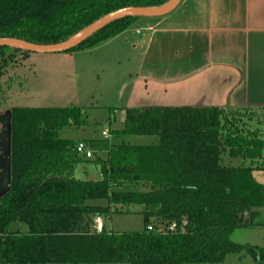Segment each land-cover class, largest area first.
<instances>
[{
  "label": "trees",
  "instance_id": "trees-1",
  "mask_svg": "<svg viewBox=\"0 0 264 264\" xmlns=\"http://www.w3.org/2000/svg\"><path fill=\"white\" fill-rule=\"evenodd\" d=\"M169 1L0 0V38L57 44L114 11ZM135 20L118 21L75 50L106 42ZM29 56L0 48V80ZM241 111L129 109L115 135L154 137L156 145H111L107 158L96 161L102 180L81 182L74 178L82 158L78 143L62 133L84 124L82 108L13 109L11 186L0 198V264H223L243 253L264 264V249L231 239L238 229L264 227L254 222L264 209V185L252 177L264 172V142L255 132L246 134ZM226 156L242 162L225 164ZM97 200L108 205H89ZM130 208H137L144 231L96 230L97 219ZM11 223H26L29 231L8 233Z\"/></svg>",
  "mask_w": 264,
  "mask_h": 264
},
{
  "label": "rangeland",
  "instance_id": "rangeland-1",
  "mask_svg": "<svg viewBox=\"0 0 264 264\" xmlns=\"http://www.w3.org/2000/svg\"><path fill=\"white\" fill-rule=\"evenodd\" d=\"M144 20V19H142ZM143 24L145 21H142ZM145 35L137 37L135 28L123 35L110 39L90 49H81L60 54L30 53L21 66L8 68L0 80V114L15 108H82L84 124L77 128L64 129L62 138L74 143L92 144L91 160L81 158L74 178L81 182L102 180L98 159H106L111 145L128 144L132 146L156 145L157 139L149 136H116L123 130L127 121V110L139 109L145 104L147 92H131L139 74H145L142 59ZM246 114V134L257 133L264 142V117L252 119L250 116H264V107L233 108ZM248 109V111H245ZM108 137H103V132ZM264 157V152H263ZM240 159L224 157L225 164L237 166ZM8 175V174H7ZM253 179L264 185V172H253ZM0 188V195L7 193L11 186V175ZM91 206L108 205L106 200L89 202ZM131 213H117L101 220L108 233H139L145 226L137 208ZM264 224V209L254 220ZM8 233H27L26 223H11ZM238 245L264 249V227H247L236 230L231 237ZM223 264H259L257 260L243 253L229 256Z\"/></svg>",
  "mask_w": 264,
  "mask_h": 264
},
{
  "label": "crops",
  "instance_id": "crops-1",
  "mask_svg": "<svg viewBox=\"0 0 264 264\" xmlns=\"http://www.w3.org/2000/svg\"><path fill=\"white\" fill-rule=\"evenodd\" d=\"M132 27L145 35L140 108L264 107V0H181L118 36Z\"/></svg>",
  "mask_w": 264,
  "mask_h": 264
},
{
  "label": "water",
  "instance_id": "water-1",
  "mask_svg": "<svg viewBox=\"0 0 264 264\" xmlns=\"http://www.w3.org/2000/svg\"><path fill=\"white\" fill-rule=\"evenodd\" d=\"M180 2L181 0H170L167 4L157 8L129 7L114 11L100 18L99 20L84 28L66 41L57 44L37 45L13 38H0V48H8L12 50H19L22 52L42 55L70 52L77 49L88 40L99 34L101 31L118 21L124 19L164 17L172 13L179 6ZM7 114L10 116L11 112H8ZM8 177L10 178V171ZM3 195H0V198Z\"/></svg>",
  "mask_w": 264,
  "mask_h": 264
},
{
  "label": "flooded vegetation",
  "instance_id": "flooded-vegetation-1",
  "mask_svg": "<svg viewBox=\"0 0 264 264\" xmlns=\"http://www.w3.org/2000/svg\"><path fill=\"white\" fill-rule=\"evenodd\" d=\"M7 113L0 114V188L11 170V115Z\"/></svg>",
  "mask_w": 264,
  "mask_h": 264
},
{
  "label": "built area",
  "instance_id": "built-area-1",
  "mask_svg": "<svg viewBox=\"0 0 264 264\" xmlns=\"http://www.w3.org/2000/svg\"><path fill=\"white\" fill-rule=\"evenodd\" d=\"M103 137L104 138H107L108 137V132L107 131H104L103 132ZM76 153L79 155V156H82L83 158L85 159H91L92 156H93V153H92V145L90 144H87V143H78L76 145ZM95 227H96V230L100 233L102 232L103 228H104V225H103V222L101 219H97L96 220V224H95ZM176 225H172L170 227V231H174L176 230ZM148 230L149 231H152L153 230V226H150L148 227Z\"/></svg>",
  "mask_w": 264,
  "mask_h": 264
}]
</instances>
